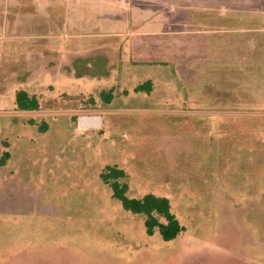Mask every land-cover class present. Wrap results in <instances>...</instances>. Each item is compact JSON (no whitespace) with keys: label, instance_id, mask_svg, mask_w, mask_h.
<instances>
[{"label":"rangeland","instance_id":"1","mask_svg":"<svg viewBox=\"0 0 264 264\" xmlns=\"http://www.w3.org/2000/svg\"><path fill=\"white\" fill-rule=\"evenodd\" d=\"M16 19L0 32V264H264V32L241 36L245 62L184 74L127 38L19 36ZM88 114L103 126L80 129ZM114 165L185 230L149 234L103 179Z\"/></svg>","mask_w":264,"mask_h":264},{"label":"crops","instance_id":"2","mask_svg":"<svg viewBox=\"0 0 264 264\" xmlns=\"http://www.w3.org/2000/svg\"><path fill=\"white\" fill-rule=\"evenodd\" d=\"M8 13L18 18L19 36L103 34L117 45L127 38L133 54H163L143 62L184 74L190 62L211 73L245 62L241 36L264 32V0H0V32Z\"/></svg>","mask_w":264,"mask_h":264},{"label":"trees","instance_id":"3","mask_svg":"<svg viewBox=\"0 0 264 264\" xmlns=\"http://www.w3.org/2000/svg\"><path fill=\"white\" fill-rule=\"evenodd\" d=\"M151 89V81H147L136 88L137 91L147 90L148 92ZM101 95L106 102H111L114 98L112 89L102 91ZM16 102L20 110H38L40 108L39 98L26 90L16 92ZM44 126L47 128L46 123ZM9 157L10 152L5 151L0 158V164H6ZM102 176L113 189V195L122 202L126 209L145 215V225L149 234H153L158 228L165 240H172L185 230V226L181 224L172 211L171 202L167 197L154 193H147L140 198L130 197L128 195L129 183L125 179L128 174L123 168L116 165L108 166Z\"/></svg>","mask_w":264,"mask_h":264},{"label":"water","instance_id":"4","mask_svg":"<svg viewBox=\"0 0 264 264\" xmlns=\"http://www.w3.org/2000/svg\"><path fill=\"white\" fill-rule=\"evenodd\" d=\"M103 117L101 115H81L78 117V127L80 129L101 128Z\"/></svg>","mask_w":264,"mask_h":264}]
</instances>
